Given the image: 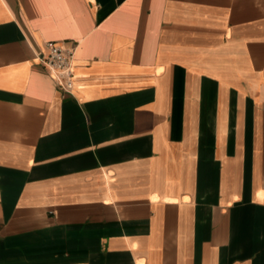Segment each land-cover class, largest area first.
Masks as SVG:
<instances>
[{
	"label": "crops",
	"instance_id": "crops-1",
	"mask_svg": "<svg viewBox=\"0 0 264 264\" xmlns=\"http://www.w3.org/2000/svg\"><path fill=\"white\" fill-rule=\"evenodd\" d=\"M0 264H264V0H0Z\"/></svg>",
	"mask_w": 264,
	"mask_h": 264
},
{
	"label": "built area",
	"instance_id": "built-area-1",
	"mask_svg": "<svg viewBox=\"0 0 264 264\" xmlns=\"http://www.w3.org/2000/svg\"><path fill=\"white\" fill-rule=\"evenodd\" d=\"M46 45L47 52L41 56L43 63L62 87L67 90L73 88L75 51L66 49L56 41H48Z\"/></svg>",
	"mask_w": 264,
	"mask_h": 264
}]
</instances>
